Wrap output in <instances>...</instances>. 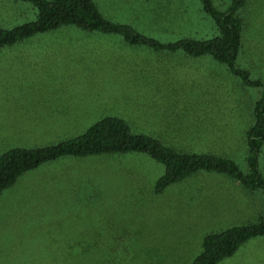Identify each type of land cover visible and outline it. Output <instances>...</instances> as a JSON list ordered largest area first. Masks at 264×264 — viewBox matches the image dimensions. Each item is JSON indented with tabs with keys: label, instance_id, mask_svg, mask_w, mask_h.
<instances>
[{
	"label": "rangeland",
	"instance_id": "obj_1",
	"mask_svg": "<svg viewBox=\"0 0 264 264\" xmlns=\"http://www.w3.org/2000/svg\"><path fill=\"white\" fill-rule=\"evenodd\" d=\"M94 1L106 19L163 44L218 33L199 0ZM212 1L220 11L232 2ZM244 9L237 63L264 75V0H248ZM36 15L29 3L0 0L4 29ZM260 92L208 56L61 28L0 51V156L76 138L114 117L134 134L176 151L228 157L246 173L245 133ZM259 171L264 178V146ZM163 174L143 154L66 157L23 174L0 196V264H191L206 234L264 219L262 191L246 193L203 172L156 195ZM218 264H264V237Z\"/></svg>",
	"mask_w": 264,
	"mask_h": 264
},
{
	"label": "trees",
	"instance_id": "obj_2",
	"mask_svg": "<svg viewBox=\"0 0 264 264\" xmlns=\"http://www.w3.org/2000/svg\"><path fill=\"white\" fill-rule=\"evenodd\" d=\"M36 10L33 22L4 29L0 27V51L16 46L37 35L72 27L85 33L118 36L128 46L144 47L155 52L183 53L189 58L208 56L224 66L241 85L260 90L254 104L252 125L245 133L248 170L243 173L228 157L176 151L160 140L134 134L128 124L114 117L104 118L80 136L39 149H10L0 156V196L23 174L61 158H88L106 155L143 154L164 167L155 183L154 193L161 194L172 185L198 174L212 173L237 182L248 193L262 191L264 178L259 171V156L264 146V75L238 65L244 50L246 21L243 14L248 0H232L225 11L215 8L212 0H199L201 11L215 24L217 35L208 40L182 38L163 44L142 35L128 24L106 19L94 0H17ZM243 54V53H241ZM256 69V66L254 67ZM264 237V219L206 234L201 252L191 264H218L230 258L247 241Z\"/></svg>",
	"mask_w": 264,
	"mask_h": 264
},
{
	"label": "crops",
	"instance_id": "obj_3",
	"mask_svg": "<svg viewBox=\"0 0 264 264\" xmlns=\"http://www.w3.org/2000/svg\"><path fill=\"white\" fill-rule=\"evenodd\" d=\"M48 34V33H47ZM47 34H42V35H37V36H35V37H33V38H31V39H34V38H42V36H46ZM31 39H29V40H31ZM39 40H41V42H46L47 40H45V39H36V41H39ZM28 41V40H27ZM26 42V41H25ZM25 42H23V43H20V44H17L16 46H20V45H22V44H24ZM35 42V41H34ZM39 45H35L34 47H33V49L34 48H37ZM8 53L7 51H3V54L4 53ZM28 53V51H17V53ZM201 105H205V104H201ZM206 121H212V120H206ZM199 128V126H198V124H196L195 126H194V128L193 129H198ZM205 129V127H203V128H199V130H204ZM158 140H160V139H158ZM161 141V140H160ZM162 142V141H161ZM165 144V143H164ZM168 146V145H167ZM170 148H173V149H178V148H175V147H172V146H169ZM178 151H180V150H178ZM181 152H187V153H191V152H188V151H185V150H183V151H181ZM204 154H207V153H204ZM208 154H210V153H208ZM213 155H215V154H213ZM228 178V177H227ZM229 179V178H228ZM229 180H231V179H229ZM232 181V180H231ZM232 182H234V183H236L238 186H240L237 182H235V181H232ZM241 187V186H240ZM242 189V188H241ZM242 190H244V189H242ZM245 191V190H244ZM246 193H248L247 191H245Z\"/></svg>",
	"mask_w": 264,
	"mask_h": 264
}]
</instances>
